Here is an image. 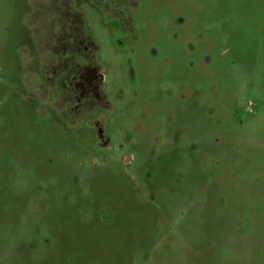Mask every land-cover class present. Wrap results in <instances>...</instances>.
Segmentation results:
<instances>
[{
    "label": "rangeland",
    "instance_id": "1",
    "mask_svg": "<svg viewBox=\"0 0 264 264\" xmlns=\"http://www.w3.org/2000/svg\"><path fill=\"white\" fill-rule=\"evenodd\" d=\"M0 264H264V0H0Z\"/></svg>",
    "mask_w": 264,
    "mask_h": 264
},
{
    "label": "flooded vegetation",
    "instance_id": "2",
    "mask_svg": "<svg viewBox=\"0 0 264 264\" xmlns=\"http://www.w3.org/2000/svg\"><path fill=\"white\" fill-rule=\"evenodd\" d=\"M83 83L81 84L84 92L93 91L98 92L100 76L97 74L95 69L87 68L81 75Z\"/></svg>",
    "mask_w": 264,
    "mask_h": 264
}]
</instances>
